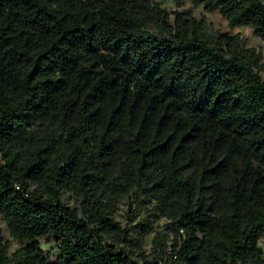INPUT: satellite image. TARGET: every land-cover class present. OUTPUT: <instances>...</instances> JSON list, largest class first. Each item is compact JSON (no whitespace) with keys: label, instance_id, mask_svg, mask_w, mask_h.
I'll use <instances>...</instances> for the list:
<instances>
[{"label":"trees","instance_id":"trees-1","mask_svg":"<svg viewBox=\"0 0 264 264\" xmlns=\"http://www.w3.org/2000/svg\"><path fill=\"white\" fill-rule=\"evenodd\" d=\"M182 2L0 0V264H264L260 52Z\"/></svg>","mask_w":264,"mask_h":264},{"label":"rangeland","instance_id":"rangeland-1","mask_svg":"<svg viewBox=\"0 0 264 264\" xmlns=\"http://www.w3.org/2000/svg\"><path fill=\"white\" fill-rule=\"evenodd\" d=\"M160 6H163L166 10L171 11L175 8L173 0H154ZM177 9H187L194 17H199L201 14L205 16L206 23L211 26L212 29L219 31H226L228 33H238V35L245 39V45L253 47L255 50H259L260 52V62L262 63V68L259 70V74L262 78H264V44L261 39L257 36L253 35L250 31V28L247 26H233L229 27L226 24V21L222 15H220L216 10L213 11H205L200 5L193 6L189 2V0H183L182 4L177 7ZM125 211L126 206L119 204L115 213L113 214V218L118 220L121 224L125 223ZM157 222H162L164 219L162 217L156 220ZM0 232L4 239L7 240V253H10L16 246L17 242L15 239L11 238L8 235V232L4 226L3 220L0 216ZM150 233L146 234L143 239V247H148ZM39 247L43 250L44 253L47 254L49 258H52L56 247L51 237L42 238L38 237ZM258 244L261 246L262 251L264 253V241L259 240Z\"/></svg>","mask_w":264,"mask_h":264},{"label":"built area","instance_id":"built-area-1","mask_svg":"<svg viewBox=\"0 0 264 264\" xmlns=\"http://www.w3.org/2000/svg\"><path fill=\"white\" fill-rule=\"evenodd\" d=\"M178 232H181V229H178ZM259 240H260V239H259ZM259 240H258V241H259ZM261 240H263V239H261ZM263 241H264V240H263Z\"/></svg>","mask_w":264,"mask_h":264}]
</instances>
